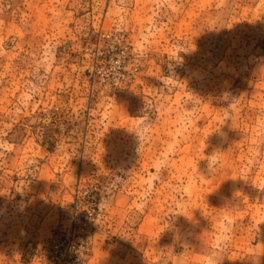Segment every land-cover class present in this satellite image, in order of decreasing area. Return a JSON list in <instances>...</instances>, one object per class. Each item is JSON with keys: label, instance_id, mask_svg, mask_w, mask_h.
Wrapping results in <instances>:
<instances>
[{"label": "rangeland", "instance_id": "374dc122", "mask_svg": "<svg viewBox=\"0 0 264 264\" xmlns=\"http://www.w3.org/2000/svg\"><path fill=\"white\" fill-rule=\"evenodd\" d=\"M81 220L83 264H264V0H0V264Z\"/></svg>", "mask_w": 264, "mask_h": 264}, {"label": "built area", "instance_id": "2783aa9c", "mask_svg": "<svg viewBox=\"0 0 264 264\" xmlns=\"http://www.w3.org/2000/svg\"><path fill=\"white\" fill-rule=\"evenodd\" d=\"M77 213L78 211L75 212V217ZM87 226L88 222L81 220L69 229H61L46 250V263L83 264L89 251L86 240Z\"/></svg>", "mask_w": 264, "mask_h": 264}]
</instances>
